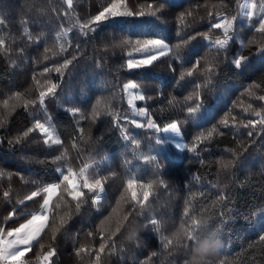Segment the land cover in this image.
Returning a JSON list of instances; mask_svg holds the SVG:
<instances>
[{
    "label": "trees",
    "instance_id": "1",
    "mask_svg": "<svg viewBox=\"0 0 264 264\" xmlns=\"http://www.w3.org/2000/svg\"><path fill=\"white\" fill-rule=\"evenodd\" d=\"M243 1L167 2L161 13L162 19L149 15L109 18L99 25L95 39L84 42L76 20L87 22L112 0H73L68 16L59 14L67 8L62 0H0V36L6 39L11 49L0 53V101L16 92L26 99L37 98L39 89L33 80L34 75L40 85L47 87L45 80L58 85L55 94L45 99L46 111L39 104L26 111L22 101L14 110L0 107V172L4 173L0 178V225L13 208L19 212L14 220L8 222V227L23 223L22 213L39 210L41 198L28 201L26 205L17 204V198L30 193L36 186L58 182V166L70 165L78 170L83 163L91 161L96 165L91 169L94 173L103 176H108L110 171L116 173L105 184L100 210L92 206L90 199L79 213L75 211L74 202L71 203L72 216L65 228L53 241L49 227L40 243L26 254L27 264H40L37 257L41 243L45 245V251L49 246L56 250L51 264H95L92 253L77 256L76 250L82 246L90 250L99 249V234L89 237L88 232H96L97 226L116 207L124 191V182L130 177L143 183L157 181L155 190L144 216H137L131 227L122 229L115 238L116 249L107 248L101 256V264H184L187 258L184 250L171 255L164 252L160 233L148 224V218L160 219L161 231L165 235L170 234L180 224L189 200L197 212L204 210L211 217V231L207 236L218 245L212 255L214 262L264 264V242H258L259 235L264 234V125L257 123L253 128L251 125L244 127L241 123L259 120L260 117L254 115L257 111L264 115V100L258 99L264 95V51H261L264 49V34L250 27L259 20L257 15L251 20L242 15ZM255 2L260 8L264 0ZM150 3L158 6L157 0H124L126 7L134 12L147 11ZM189 10L193 16L185 17L187 27H184L178 18ZM209 11L223 13L229 19L237 17L234 22L235 39L219 55L215 51L209 52L208 41L203 38L205 34L210 35L204 30L209 27L210 19H215V16L209 17ZM113 23L116 27L106 26ZM24 27L29 29L31 41L23 35ZM62 31H67L65 46L69 42L72 45L67 53H60L55 47V38ZM178 31L181 34L200 33L196 40L181 49L185 67L190 66L189 59L194 62L198 57L205 60L214 57L217 63L212 84L201 89L200 111L194 119L186 122L185 98L196 88L188 80L177 83L182 70L180 61L170 56L168 61L151 68H126V61L138 52L136 40L160 36L174 46L179 40ZM210 36L213 40L217 38V35ZM123 39L133 43L112 47ZM77 44H80L77 58L62 69L63 75L56 72L53 66L63 63L65 57L71 59ZM45 48L52 51L45 53ZM240 55L248 58L247 67L243 70H237L232 63ZM170 64L175 67V72ZM45 67L53 70L45 73ZM204 78L197 70L191 79L201 82ZM129 80L137 82L139 90L150 97L137 100V108H145L161 128L171 120L182 121L184 144L192 146L194 137L200 132L207 133L214 126L219 127L223 134H216L199 144L195 153L186 149L180 153L170 143L156 145L155 137L160 133L155 130L136 128L122 120L127 134L140 141L141 146L134 155L131 143L124 140L120 128L112 126L110 117L103 116L95 123L90 117L97 101L101 104L111 101L121 116L132 118L128 98H121L120 92L122 85ZM173 98L174 103L170 105L168 101ZM249 104L251 108H248ZM69 108H78L83 116L89 118L73 117L67 111ZM233 116H236L235 122ZM36 119L42 122L50 119L63 146L45 147L39 132H32L19 144L9 143L33 127ZM224 119L229 121L227 128L220 125ZM78 126L83 127L84 136L77 141L78 150H74L73 137L80 136ZM249 132L252 136L248 135ZM64 149H68L69 159L53 163V158ZM138 155L156 156L160 167L142 163L136 159ZM229 159L235 162L234 166L228 171L218 170L217 161ZM126 160L132 163L126 164ZM200 160L205 163L202 165ZM194 175L201 177L199 183L193 180ZM161 179L163 185L159 184ZM9 188L11 199L5 201L2 193ZM220 193H225L228 199L218 200ZM67 210L62 206L61 214ZM221 212L224 220L218 222L221 221ZM132 230L137 235L130 240L128 236ZM153 251L160 255L149 260Z\"/></svg>",
    "mask_w": 264,
    "mask_h": 264
},
{
    "label": "snow or ice",
    "instance_id": "2",
    "mask_svg": "<svg viewBox=\"0 0 264 264\" xmlns=\"http://www.w3.org/2000/svg\"><path fill=\"white\" fill-rule=\"evenodd\" d=\"M64 5H67V8L63 12L59 13L63 16H68L70 10L73 8V0H62ZM167 3V0H157V4H148L147 11L141 9L138 12L129 10L124 4V0H112L107 7L99 11L97 15L89 19L87 22H82L79 19L76 20V23L79 25L81 30V35L84 42H88L91 39H95V33L98 31L99 25L108 21L109 18H116L121 16H145L149 15L156 17L157 19H162L161 13ZM258 7L255 0L251 2H246L241 6L242 15L247 19L251 20L254 16L257 15L255 9ZM261 11L259 13V20L250 27H254L255 31L261 34H264V2L259 5ZM123 9V10H122ZM209 17L215 16V19H210L209 21V30H220L222 34L217 35L215 40L212 39L210 35L205 34L204 40L208 41L209 52L215 51L217 55L227 49V46L230 41L235 39L234 35V22L237 17H232L229 19L227 15L223 13H213L212 11L208 12ZM193 16L192 11H187L182 13L178 18L180 25L187 27V21L185 17ZM109 27H116V24L106 25ZM89 33H92V36H89ZM23 35L27 36L29 41L32 40L29 29L24 27ZM179 36L178 42L173 46L166 42L165 38L160 36H155L154 38H148L143 40H136L134 43L138 46L137 51L142 55L140 58H129L126 61V68L128 70L142 68L150 66L154 61L158 60L160 57L172 56L174 60L181 62V72L178 78L177 83L181 81L188 80L191 83L195 84L196 91L193 94H190L185 98L184 111L185 118L184 122L187 120L194 119L200 108L202 107V96L201 89L207 88L212 84V77L216 73L217 63L215 58H209L205 60L204 58H196L194 62L189 59L190 66H184V60L181 56V49L187 47L191 44L192 41L196 40L200 33H185L181 34L179 31L177 33ZM67 38V31H62L58 33L55 38V47L59 48L60 53H67L71 49L72 45L69 42L65 46V41ZM39 37L37 38V43L39 42ZM133 41L129 39L120 40L118 43L112 45V47H119L122 45L132 44ZM243 46V41H241ZM6 39L3 36H0V53L10 52ZM52 51V49L45 48V53ZM264 51V49H261ZM22 53L23 50L20 49ZM80 53V44H77L74 50V54L71 59L65 57L63 63L59 65H54V70L61 75H63L62 69H66L72 62L77 58ZM55 55V53H53ZM47 58V57H46ZM248 58L246 56L240 55L233 60V65L237 70H243L247 67L246 61ZM15 66V64H13ZM123 68L124 65H121ZM173 72L176 71L175 67L170 64ZM49 67L44 68V72L48 73L52 71ZM197 70L205 76L204 80L197 82L192 80ZM33 80L36 81L38 85V97L35 99H26L23 94L16 92L0 101V107L7 110H14L17 104L21 101L23 106L27 111L29 107H36L39 104L41 109L46 111L45 99L50 95H54L58 85L51 83L50 81L45 80L44 85H40L39 81L36 80V76H33ZM140 85L132 80L124 83L120 88V92L123 96L129 97L127 100L129 108L132 109V112L135 116H140L146 119V123L139 122L135 119L129 118L128 116H121L120 113L114 108L111 101L104 102L101 104V101H97V105L93 107V110L90 114V117L93 123L97 122L103 116L110 117V123L113 127L120 128L123 134L125 141H129L132 145V151L135 155L136 150L140 148V141L134 137H130L127 134L126 128L123 127L121 121H126L128 124L134 125L136 128H147L153 129L155 132H163L165 134H170L171 136H180L181 134V120H171L163 128H161L148 114L145 108H137L134 101L136 100H147L150 97L145 96L140 90ZM251 95V89L248 90ZM258 99L264 100V95L259 96ZM175 98L170 99L168 103L171 105L174 103ZM13 101L15 103H13ZM195 101V102H193ZM252 105L249 104L248 108H251ZM73 117L79 116L80 119H88L89 117L83 116L80 109L78 108H69L67 109ZM247 112V109H245ZM255 116L260 117L259 120H248L247 123L241 121L244 127L251 125L253 128L256 127L257 123L264 125V115L261 112L257 111L254 113ZM233 121H236V116L232 117ZM2 123V121H0ZM79 125V121L77 122ZM220 125L227 128L229 126V121L227 119L221 120ZM235 126V124L233 125ZM77 131L80 133L79 137H73L72 149L78 150L79 145L77 141L82 139L84 136L83 127L77 128ZM32 132H39L42 142L45 147L52 148L53 146L60 145L63 146V141L57 135L55 128L53 127L50 119L46 121H41L36 119L34 121L33 127L27 129L23 132L21 136H18L15 141H9L12 143H21L22 139L29 137ZM216 134H223L219 131V127L214 126L212 129L205 132H200L196 137L192 146L186 144H177L181 150H187L188 152H196L199 144L203 143L206 140H210ZM249 136H252V132L248 133ZM169 136L155 137V143L158 146H162L165 143H170ZM65 159H69L68 149L60 152L59 155L53 158V163H58ZM136 159L140 160L142 163L154 164L155 167L159 168L160 164L156 163L157 157L153 155H138ZM202 165L205 163L204 160L199 161ZM126 164H131V160H126ZM219 165L218 170L228 171L234 166V161L229 160H219L217 161ZM96 165L93 162L83 163L82 166L77 170L73 167L66 166L56 168L57 173L59 174L58 182L54 183H44L42 185L36 186L34 190L30 193L25 194L22 198L18 197L16 203L19 205H26L28 201H33L37 198H41L40 206L38 211L25 212L21 216L24 220L23 223H19L18 226L8 227V222L14 220L19 210L17 208L11 209L7 216L4 217V223L0 225V264H27L25 256L30 252L35 244L40 243L43 236L47 234V229L50 227L52 230L51 239L55 241L57 234L65 228L68 220L71 219L72 209L71 203L75 204V211L80 212L82 206L91 200L92 206H94L97 211L100 210V205L103 199V193L105 191V184L108 182L109 178H114L116 176L115 172H109L108 176H103L99 173H94L91 171ZM4 176L3 172H0V178ZM23 179V178H22ZM193 180L199 183L201 177L199 175H194ZM157 181H149L143 183L138 181L134 177H130L124 182V191L121 194V197L116 202V207H113L111 212L107 217H105L100 225L97 226L96 232L89 231V237H95L99 234L101 240L99 249L90 250L85 246L80 247L76 250V255L81 256V254L89 255L93 254L95 264H101V256L105 250L111 247L112 250L116 249L115 238L121 233L122 229L126 227H131L137 216H144L146 210L150 204V197L154 193V186ZM159 184L163 185L164 181L159 180ZM87 190V191H85ZM11 188L2 193V197L5 201H10L11 199ZM228 197L225 193H220L218 200H227ZM56 201H60L57 203ZM127 205V207H125ZM67 208V211H64L61 214V208ZM221 221L224 220V213H220ZM211 217L205 214L204 210L197 212L192 204L191 200L186 201V207L181 219L180 224L172 231L170 234L165 235L162 229V222L156 217L148 218V224H151L155 227V230L160 233V240L162 243V248L164 252H167L171 255L177 250H184L186 254V259L184 264H200V261L193 256L192 250L197 245L203 241L210 240L207 236V232L211 231L209 227ZM137 233L135 230H132L129 233L128 239H135ZM258 242H264V234L259 235ZM251 247V246H250ZM41 252L38 254L37 259L40 264H51V257L55 255V248L49 246L48 250L45 251V245L40 244ZM206 251V250H205ZM160 253L153 251L149 260L153 257H157ZM204 264H226V261L219 260L214 262L212 256L207 257L204 261Z\"/></svg>",
    "mask_w": 264,
    "mask_h": 264
},
{
    "label": "rangeland",
    "instance_id": "3",
    "mask_svg": "<svg viewBox=\"0 0 264 264\" xmlns=\"http://www.w3.org/2000/svg\"><path fill=\"white\" fill-rule=\"evenodd\" d=\"M180 0H167V2H170V3H177V2H179ZM245 1V0H244ZM243 1V3H246V2H244ZM255 11H256V13H257V17L258 18H260L259 17V13H260V11H261V9L260 8H256L255 9ZM208 34H210V35H212V36H215V35H219V34H221V32H220V30H215V29H213V30H209V29H207V31H206ZM208 43V42H207ZM142 54L140 53V52H137V53H135L134 55H133V58H140V56H141ZM170 56H164V57H160L158 60H156V61H154L153 62V64L152 65H150V66H146V68H151V67H154V66H156V64L157 63H162V62H164L165 60H167L168 58H169ZM127 98H129V97H127ZM137 101V100H136ZM136 101H134V103H136ZM132 119H135V120H137V121H139V122H143V123H146V119L145 118H142V117H140V116H135L134 114H133V116H132ZM160 136L161 137H165V136H169V139H170V144H172L173 145V147H174V149L176 150V151H178V152H183L184 150H181L179 147H177V144H181V145H183L184 144V140H183V136H182V134H180V136H171L170 134H165V133H163V132H160ZM85 261H83V263H84Z\"/></svg>",
    "mask_w": 264,
    "mask_h": 264
},
{
    "label": "clouds",
    "instance_id": "4",
    "mask_svg": "<svg viewBox=\"0 0 264 264\" xmlns=\"http://www.w3.org/2000/svg\"><path fill=\"white\" fill-rule=\"evenodd\" d=\"M217 243L211 240H206L201 242L200 244H197L193 250V256H195L199 261L200 264H204V261L207 257L212 256L216 249H217ZM206 250V251H205Z\"/></svg>",
    "mask_w": 264,
    "mask_h": 264
},
{
    "label": "crops",
    "instance_id": "5",
    "mask_svg": "<svg viewBox=\"0 0 264 264\" xmlns=\"http://www.w3.org/2000/svg\"><path fill=\"white\" fill-rule=\"evenodd\" d=\"M246 1H247V2H251L250 0H245L244 2H246ZM243 4H245V3H243ZM243 4H242V5H243ZM241 13H242V8H241ZM207 29H209V27L206 28V29L204 30L205 33H207V32H206ZM221 34H222V33H221ZM169 59H170V57H169L167 60H165L164 62L168 61ZM164 62H162V63H164ZM162 63H157L156 65H158V64H162Z\"/></svg>",
    "mask_w": 264,
    "mask_h": 264
}]
</instances>
